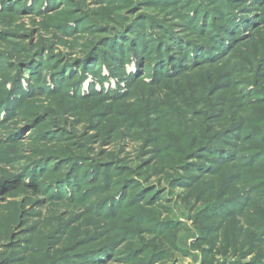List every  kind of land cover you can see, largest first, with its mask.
<instances>
[{"label":"rangeland","instance_id":"374dc122","mask_svg":"<svg viewBox=\"0 0 264 264\" xmlns=\"http://www.w3.org/2000/svg\"><path fill=\"white\" fill-rule=\"evenodd\" d=\"M0 264H264V0H0Z\"/></svg>","mask_w":264,"mask_h":264}]
</instances>
